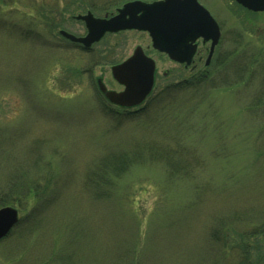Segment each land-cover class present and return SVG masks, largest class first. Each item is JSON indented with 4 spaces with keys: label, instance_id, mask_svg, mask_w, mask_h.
Segmentation results:
<instances>
[{
    "label": "rangeland",
    "instance_id": "rangeland-1",
    "mask_svg": "<svg viewBox=\"0 0 264 264\" xmlns=\"http://www.w3.org/2000/svg\"><path fill=\"white\" fill-rule=\"evenodd\" d=\"M5 1L0 208L17 209L19 222L0 242V264H242L239 251L223 252L210 234L221 220L231 234L245 231L242 214L264 211V12H248L234 0H200L223 29L218 53L227 58L198 89L167 96V85L175 86L184 70L155 51L147 33L110 34L90 51L58 35L84 36L85 25L74 17L89 11L103 17L134 0H96L93 9L89 0ZM58 3L68 12L63 22L50 16ZM41 13L59 22L53 31ZM137 46L156 62L157 74L145 117L129 121L133 116L106 108L96 79L121 89L111 67ZM178 106L194 127L178 134L158 130L160 141L157 129L142 125L147 116L160 118ZM153 142L181 150V173L173 175L165 162L143 153L119 179L105 174L100 183L96 173L104 162L149 150ZM111 177L114 186L106 182ZM17 184L20 195L12 194ZM51 185L39 197H26L30 187ZM12 200L20 207L9 205ZM235 243L241 248L248 241ZM250 244H259L256 258L264 239Z\"/></svg>",
    "mask_w": 264,
    "mask_h": 264
},
{
    "label": "water",
    "instance_id": "water-1",
    "mask_svg": "<svg viewBox=\"0 0 264 264\" xmlns=\"http://www.w3.org/2000/svg\"><path fill=\"white\" fill-rule=\"evenodd\" d=\"M253 12H264V0H235ZM75 20L84 23L87 33L77 37L65 30L59 34L68 41L91 49L106 34L122 31L146 32L154 50L166 54L171 60L190 63L197 49L195 42L211 41L209 63L218 45L220 28L210 12L198 0H159L152 3L132 1L117 10L111 17L98 18L91 12L78 15ZM155 61L147 56L141 46L120 64L111 68L115 81L124 87L122 92L108 90L98 79L99 90L112 104L120 107L141 105L151 94L155 82ZM19 221L17 209H0V240L6 237Z\"/></svg>",
    "mask_w": 264,
    "mask_h": 264
},
{
    "label": "trees",
    "instance_id": "trees-1",
    "mask_svg": "<svg viewBox=\"0 0 264 264\" xmlns=\"http://www.w3.org/2000/svg\"><path fill=\"white\" fill-rule=\"evenodd\" d=\"M95 1L96 0H89V2L92 3L91 9H93V7H94L93 3H95ZM0 5L9 6L7 1H5V0H0ZM54 6H55V10L57 13H55V11H54V12H52V14L50 16H55V14H58V16L61 19V22H63L64 16L68 12H66L64 10H60V8H59L60 4L59 3L54 5ZM41 14L42 15L40 17L38 15V17L43 20V22L42 21L41 22L44 23V27H47L50 31L51 30L53 31V29L56 28V26L58 25L59 22L57 20L51 18L50 16L46 15L45 13H41ZM16 15H21V13L19 11H17ZM34 17H36V13H35ZM37 25H38V27L42 26L40 22ZM59 25H61V24H59ZM85 51H87V50H85ZM94 64L97 65L96 63H94ZM216 65H220V63H216ZM211 71L212 70H207V72L204 71V75L202 76L201 79H194L190 76L182 78L178 82V84H176L175 86H172L171 88L166 89V91H164V93H166L167 96H169L168 93H170V96H172L174 93H179V92L191 90V89L192 90L198 89V87L201 84L208 81V78L210 77V75L212 76ZM104 104H105L106 108L109 109V105H108V102L106 100L104 101ZM195 104H197V103H194V105ZM149 105H151V104H149ZM180 108H181V106L180 107L178 106L176 109H166L165 111L162 112L163 115L160 118L158 117V118L154 119V118H149L147 116V119H144L141 121V122H143L142 125L147 126V127H151V129H157L155 131L158 135H160V132L163 134H168L169 132H171L173 130L176 131L178 134L179 131H181L186 125H190V126L192 125V127H194L195 124H191L190 121L187 123L186 118L183 119L185 112L181 113ZM193 109H195V108H193ZM110 111H114V110L110 109ZM119 111H121L123 113L122 115L124 117L133 116L132 118L129 119V121H132L136 118H138V121H139L140 120L139 117L141 116L144 118L145 117L144 115L146 114V112H144V111H146V109H143V107L139 108L138 110H134V111L126 110V109H116V111H114V112L119 113ZM171 114H173V115H171ZM117 115H119V114H117ZM188 115H190V114H188ZM163 138L164 137L161 136L159 140L162 141ZM143 153H146L149 158H152L155 160L158 159V160H162L163 162H165V165L170 169L169 172H172L173 175H176V174L178 175L184 169L182 166L183 165L182 161H181L182 156H183V155H181V150H178V149L172 150V148H167L163 144L153 142V147H151L149 150L148 149H145V150L141 149V151L137 152L135 155H131V154H127V153H120V154L118 153V154H116L117 156L114 157V159H115L114 161H111V162H108V161L104 162L103 161L104 163L101 166V170L99 171V173H96L97 176H99V178H100V183L105 178V174H109V176H112V177L114 176V177H116V179H119L120 176H122L124 173H126L128 171V169L132 165L135 164V160L141 159L143 157ZM101 176H102V178H101ZM112 177L108 178L106 181L109 186H114L115 179ZM97 183H98V181L96 182V184ZM12 185H14V183H12ZM53 187H54V185H51V187L48 186L44 190L40 191L37 186H34V187H30L28 190H26L25 194H27L26 197H30L32 195H34V197H36V196L39 197L40 194H44L43 192L51 191L53 189ZM9 193H11V191ZM12 194H14V195H20L21 194V187H19L18 184L15 186V189L13 190ZM14 195H12V196H14ZM36 199H38V198H36ZM161 201H164V200H161ZM163 203H165V202H162L161 204H163ZM9 205L14 206V207H17V205H18L20 207V204L15 202L14 200L10 201ZM239 215H241V214H239ZM242 217L247 218L246 221H247L248 227L245 231L236 230L233 234H231L229 229H227L225 227L224 220H221L218 222L217 226L212 229L213 231L210 234V241L212 242V245L214 243L216 244L219 241L218 246L223 248V250H222L223 252L232 251L234 253L235 251H237V252L239 251V253L241 254V257L244 258V261L242 262V264H264V250L262 251V253L259 256H257L255 258L254 257L255 254H257V251H260L261 249L257 248V247H259V244H257L255 247H253V245L250 244V242H255V241L257 242L261 239H264V211L252 209L250 211L244 212L242 214ZM258 217H261V218L258 219ZM253 219H255L257 221L255 222ZM229 225L234 226L233 223H231ZM258 237H260V238H258ZM239 239H241V241H244V240L248 241V244L246 246L241 244V248H240L235 243ZM250 246L252 248H250Z\"/></svg>",
    "mask_w": 264,
    "mask_h": 264
},
{
    "label": "flooded vegetation",
    "instance_id": "flooded-vegetation-1",
    "mask_svg": "<svg viewBox=\"0 0 264 264\" xmlns=\"http://www.w3.org/2000/svg\"><path fill=\"white\" fill-rule=\"evenodd\" d=\"M210 13H211V11L200 1V0H198ZM211 15L214 17V15L211 13ZM104 17H111L110 15H109V13H105L104 14ZM214 19L217 21V19L214 17ZM218 22V21H217ZM218 24H219V22H218ZM219 27H220V32H221V37H220V40H219V42H218V45L216 46V48H215V50H214V53H213V55H212V57H211V60H210V62L208 63L207 62V60H208V58H209V55H210V48H211V41H207V42H205L204 40H202V39H198L196 42H195V44L197 45V49H196V51H195V53H194V55H193V57H192V59H191V62L188 64V63H182V64H180V63H178V62H175V61H173V60H171L167 55V57H168V59L171 61V62H173V63H176V64H178L179 66H182L183 67V70H184V72H183V74H184V77H182V78H185V77H187V76H190V77H192V78H194V79H201L202 78V76L204 75V71H205V69L204 68H201L200 67V65H204V67H206V72H207V70H212V67H213V65L214 64H216V63H220V65H222V61L223 60H225L226 58H227V53L226 54H220V53H218V51H219V49H220V47H221V45L223 44V42H224V32H223V29H222V27H221V25L219 24ZM124 32H131V31H123V32H119V33H117V34H121V33H124ZM165 55V54H164ZM226 64H228V62L227 63H225L223 66H225ZM222 66V67H223ZM156 74H157V71H156V73H155V83H156ZM164 78L167 80L169 77H170V75H171V72L170 71H167V72H164ZM181 78V79H182ZM120 87H121V89H119V90H116V89H110V90H113V91H117V92H122L123 90H124V87L123 86H121L120 85ZM167 87L168 88H171L172 87V85H170V83L167 85ZM101 93V92H100ZM104 99H106L103 95H102V93L100 94ZM107 101V100H106ZM108 102V101H107ZM108 104H109V107H113V108H119V107H117V106H114V105H112V104H110L109 102H108ZM122 109V108H121ZM12 232V231H11Z\"/></svg>",
    "mask_w": 264,
    "mask_h": 264
}]
</instances>
